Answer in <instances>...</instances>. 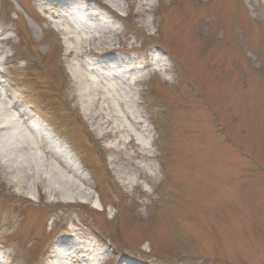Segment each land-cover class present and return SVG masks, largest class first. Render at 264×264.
Wrapping results in <instances>:
<instances>
[{"label": "rangeland", "instance_id": "1", "mask_svg": "<svg viewBox=\"0 0 264 264\" xmlns=\"http://www.w3.org/2000/svg\"><path fill=\"white\" fill-rule=\"evenodd\" d=\"M85 1L98 45L71 0H0V107L45 132L18 155L90 194L0 157V264H264V0ZM105 57L131 97L104 82L90 108L79 65Z\"/></svg>", "mask_w": 264, "mask_h": 264}, {"label": "bare ground", "instance_id": "2", "mask_svg": "<svg viewBox=\"0 0 264 264\" xmlns=\"http://www.w3.org/2000/svg\"><path fill=\"white\" fill-rule=\"evenodd\" d=\"M71 1L73 2V5H74L73 10L75 9V10L80 11L83 8L80 6L81 0H71ZM115 6L117 9H119L120 7V5L117 4V2L115 3ZM82 11H83L82 15L79 14L73 18L74 23L84 26L86 28H89L90 32H88L85 36L79 37L78 45L80 46L81 44H87L91 41L99 40V42L97 43L98 45L100 44L101 41L102 42L106 41V38L109 35L106 29L108 25L105 23V20L102 19L101 17H98L97 15L94 16L92 12H89V10L85 8L82 9ZM90 53L94 54V52H92L91 50H90ZM117 60H119V58L117 57L103 58L102 62L108 65L106 68L97 67L96 70L97 72H99V74H96L94 70L93 71L89 70L90 74L88 75L87 66H85L84 64L79 65V68H80L79 71H80L81 78L83 79L85 83L88 84L87 90L91 92L92 94H94V96H92L89 99L90 108L93 107L96 94L99 92V88H98L99 84L104 83V82H106L109 85H112L111 87L114 90H115L116 85H118L122 89L121 94L123 95V97H125V100L130 99L131 94L129 93L131 90V85L129 83L128 74L131 70L128 69L129 67L127 65H124ZM90 64H92V61L89 62V65ZM85 76H88L89 79H87ZM121 84H126L125 85L126 89L123 88L124 86H122ZM119 102H120V107L122 108V110H124L126 107V104H125L126 101L123 100ZM0 105L2 104L0 103ZM5 109L6 107H3V108L0 107V157L3 160V161L1 160L0 161L2 164H5L8 170H11V172L13 173L14 179L19 180L20 177H22L21 173L17 172L21 168L24 169V171L28 169L29 170L28 172L32 176H36L40 174L43 180L54 182V184H56V186L54 187L59 188V190L63 191L65 194H68V195L75 194L76 197L78 195L79 197H82V198L90 196V194L87 193V191L83 190V187L80 184L78 185L77 183H74L72 181L73 179L71 180L66 175H63L62 173H60L58 169L52 166L45 165L41 157H39L38 155H35V153L34 154L33 153L23 154L21 156L18 155V153L23 151L24 148L31 149L33 147L34 139L41 138L42 135L45 134V132L40 127L33 129L30 126H27V130L29 132L27 133L25 131L23 133L18 132L17 131L18 126H16L17 124L16 120L14 119L13 116H8V114H5ZM90 114L91 113H89V115ZM19 116H22V114L20 113ZM114 116L116 115H113L112 118ZM114 127H115L114 129L115 132H119V134L121 135L122 134H127V135L132 134L130 129L127 128V125L124 123V121L120 122V126L116 124ZM15 155L16 156L18 155L19 157L22 158V160H20V163L16 164L15 168L17 169L12 168L13 166L10 161L12 157ZM30 155H33V156H30ZM67 171L69 172L68 168H67ZM70 183H73L74 187ZM69 184H70V188L67 187V185Z\"/></svg>", "mask_w": 264, "mask_h": 264}]
</instances>
